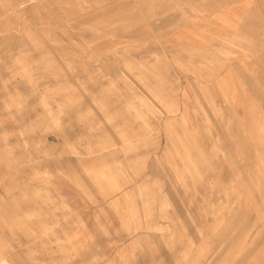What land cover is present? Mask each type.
<instances>
[{
  "label": "rangeland",
  "instance_id": "rangeland-1",
  "mask_svg": "<svg viewBox=\"0 0 264 264\" xmlns=\"http://www.w3.org/2000/svg\"><path fill=\"white\" fill-rule=\"evenodd\" d=\"M0 264H264V0H0Z\"/></svg>",
  "mask_w": 264,
  "mask_h": 264
}]
</instances>
